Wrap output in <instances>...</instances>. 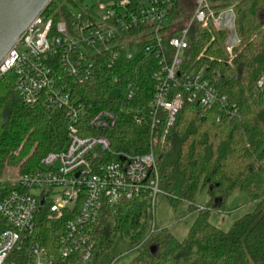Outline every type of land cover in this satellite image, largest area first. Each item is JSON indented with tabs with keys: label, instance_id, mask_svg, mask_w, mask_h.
<instances>
[{
	"label": "trees",
	"instance_id": "1",
	"mask_svg": "<svg viewBox=\"0 0 264 264\" xmlns=\"http://www.w3.org/2000/svg\"><path fill=\"white\" fill-rule=\"evenodd\" d=\"M64 2L53 0L46 15L56 20L71 17L73 12ZM195 6L196 0L175 1L165 39L170 56L169 37L187 27ZM210 8L215 16L233 11L238 44L229 53L226 29L216 28L213 20L206 25L194 23L182 72L206 68L234 114L227 115L219 106L203 111L185 102L164 143L160 138L155 146L156 135L164 134L162 126L154 134L151 125L153 74L158 69L155 55L134 61L122 49L112 68L102 59L91 82L76 86L65 78L86 106L81 133L94 134L88 122L97 112L115 115L116 125L106 132L112 151L141 155L155 148L162 193L173 206L186 202L191 212L199 213L188 237L179 241L155 222L150 193L106 207L90 241L91 264H99L120 237L135 246L137 254L129 264H264V87L258 85L264 76V0H210ZM133 81L136 93L128 100L124 90ZM13 85L14 75L0 78V203L16 189L19 176L39 168L49 153L68 143L66 113L52 110L44 101L27 104ZM139 114L144 115L141 122L135 118ZM8 169L17 174L7 177ZM201 186L210 195L207 207L195 203ZM236 191L244 192L256 208L226 232L210 222V213L225 211L226 201ZM7 229L0 215V233ZM39 232L44 244L55 240L54 227L41 226Z\"/></svg>",
	"mask_w": 264,
	"mask_h": 264
},
{
	"label": "built area",
	"instance_id": "2",
	"mask_svg": "<svg viewBox=\"0 0 264 264\" xmlns=\"http://www.w3.org/2000/svg\"><path fill=\"white\" fill-rule=\"evenodd\" d=\"M91 1L93 5L86 6V12H73L68 19L56 20L46 11L42 13L0 63V78L14 75V91L24 102L33 105L44 101L68 117L67 145L49 153L36 170L19 176L16 189L0 203V215L9 226L0 233V264H59L72 257L90 264V241L106 207L147 193L152 194L155 204L162 193L155 148L141 155L112 151L106 132L116 125L115 115L97 112L88 122L94 134L81 133L86 106L66 77L72 85L89 83L102 59L112 68L122 49L134 61L155 55L158 69L153 74L151 125L154 134L160 126L164 131L154 138L155 146L160 138L164 143V135L185 102L203 111L219 106L227 115L235 113L206 68L182 72L191 26L213 20L216 28H223L222 13L215 16L210 0H196L187 27L169 37L171 56L165 39L170 34V11L176 0H118L110 5ZM232 48H228L230 53ZM258 85L264 87V76ZM135 93L133 81L124 94L131 100ZM135 118L141 122L144 115ZM221 119L219 116L217 121ZM41 226L54 227L56 237L50 245L43 243Z\"/></svg>",
	"mask_w": 264,
	"mask_h": 264
},
{
	"label": "rangeland",
	"instance_id": "3",
	"mask_svg": "<svg viewBox=\"0 0 264 264\" xmlns=\"http://www.w3.org/2000/svg\"><path fill=\"white\" fill-rule=\"evenodd\" d=\"M65 0L64 3L70 7L71 11L77 13L78 11L86 12V6H92L91 0L81 2L79 0ZM118 0H102L105 5H110ZM146 2V0H140ZM221 26L229 33L226 46L229 48L238 44V38L235 32L234 14L231 9L222 12ZM229 52V51H228ZM230 53V52H229ZM17 174L16 170L8 169L6 176H14ZM195 203L198 207H207L210 203V195L208 189L201 186ZM256 208V204L252 203L247 195L242 191L234 192L226 201V210L223 212L212 211L210 213V222L219 227L221 230L228 232L234 223L252 213ZM155 222L158 226L168 229L171 234L179 241H184L189 234L192 225L195 223L199 213L191 212L190 205L186 202H181L177 206H173L169 198L163 193L156 197L154 204ZM135 246H133L126 237L118 238L112 248L103 254L99 264H129L136 257ZM69 264H85L80 259ZM91 264V263H90Z\"/></svg>",
	"mask_w": 264,
	"mask_h": 264
},
{
	"label": "water",
	"instance_id": "4",
	"mask_svg": "<svg viewBox=\"0 0 264 264\" xmlns=\"http://www.w3.org/2000/svg\"><path fill=\"white\" fill-rule=\"evenodd\" d=\"M53 0H0V63Z\"/></svg>",
	"mask_w": 264,
	"mask_h": 264
}]
</instances>
